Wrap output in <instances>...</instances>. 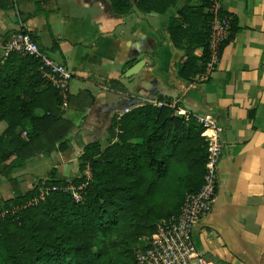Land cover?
I'll return each mask as SVG.
<instances>
[{"label": "trees", "instance_id": "obj_1", "mask_svg": "<svg viewBox=\"0 0 264 264\" xmlns=\"http://www.w3.org/2000/svg\"><path fill=\"white\" fill-rule=\"evenodd\" d=\"M177 1L105 0L119 15L134 8L163 13ZM212 4L213 0H186L168 19L167 37L180 51L176 75L186 81L201 74L210 59ZM13 5L12 0H0V8ZM217 14L230 16V31L218 46L219 55L240 25L237 16L221 6ZM39 65L37 58L18 51L0 54V122H5L0 173L11 168L7 159L19 168L34 155L69 147L72 123L62 115L63 99ZM110 84L123 89L117 79ZM133 100L137 102L128 111L112 115L108 131L113 141L104 147L99 141L83 146L76 175L58 177L53 166L31 190L3 201L0 264H113L108 256L114 240L106 239L113 231L124 244L127 263L133 264L143 245L140 236L150 235L160 218L180 209L187 192L200 188L207 161L203 124L170 96L158 94L159 104ZM36 108L42 112L35 113ZM68 183L82 184L80 199L64 189ZM40 185L49 188L42 196ZM53 185L62 188L51 189Z\"/></svg>", "mask_w": 264, "mask_h": 264}, {"label": "crops", "instance_id": "obj_2", "mask_svg": "<svg viewBox=\"0 0 264 264\" xmlns=\"http://www.w3.org/2000/svg\"><path fill=\"white\" fill-rule=\"evenodd\" d=\"M12 1L13 7L0 8V48L20 21L40 47L72 71L62 104V115L72 123L69 147L34 155L12 175L35 183L55 166L58 177H72L62 166L72 162L76 175L86 143L104 147L113 141L108 128L123 89L113 87L111 79L142 94V100L170 96L187 112L209 114L224 127L215 198L191 229L196 250L213 264H264V0L220 1L240 28L214 70L191 81L176 75L180 51L166 32L170 15L186 0L163 13L134 8L124 15L112 13L105 0ZM139 59L143 64L127 76L126 69ZM44 157L50 162L38 175Z\"/></svg>", "mask_w": 264, "mask_h": 264}, {"label": "built area", "instance_id": "obj_3", "mask_svg": "<svg viewBox=\"0 0 264 264\" xmlns=\"http://www.w3.org/2000/svg\"><path fill=\"white\" fill-rule=\"evenodd\" d=\"M220 1L213 0L210 7L214 13L209 41L211 56L205 65L202 74L204 77L208 76L216 67L219 58L218 46L227 38L230 31V16L220 17L217 14ZM1 49L0 54L3 57L10 51H18L37 58L42 76L58 90L63 99V104L66 102L72 71L64 62L54 59L42 49L38 42L33 39L31 32L24 28L20 21H18V26L9 33L8 38L1 45ZM153 102L161 103L156 100ZM130 107L125 106L118 110V115L128 111ZM186 113L189 112L186 111ZM194 115L205 127L207 140V161L203 182L197 191L186 193L177 212L160 218L156 222L155 230L150 235L140 236L139 239L143 241V245L137 251L133 264H213L196 250L191 237V229L193 224L210 210L215 198L218 160L222 147L221 136L224 127L209 114ZM85 172L88 174V169ZM58 188H62V186H51V189ZM81 188L82 184L68 183L64 185V189L70 191L76 200L80 199ZM48 190L49 188L45 190V193Z\"/></svg>", "mask_w": 264, "mask_h": 264}, {"label": "rangeland", "instance_id": "obj_4", "mask_svg": "<svg viewBox=\"0 0 264 264\" xmlns=\"http://www.w3.org/2000/svg\"><path fill=\"white\" fill-rule=\"evenodd\" d=\"M8 38V37H7ZM6 38V39H7ZM1 49V48H0ZM2 50V49H1ZM0 50V53H1ZM127 87L130 88L131 85L127 84ZM123 88H126V85L123 84ZM132 88V87H131ZM186 111V110H185ZM5 122L1 121L0 122V132H2V129L4 128ZM52 160V159H51ZM6 161L9 162V166H11V168L8 171H4L2 173H0V205L3 203V201L6 198L12 197L13 195L17 194V193H22L28 190H31L34 183L29 181L28 179L24 176L19 177L18 175H12V172L15 171L16 169H20L19 168H14L13 164L15 163V161H11L9 159H7ZM14 162V163H13ZM45 162V163H44ZM46 162H50V159H48V157H44L42 159V161L40 163L38 168H37V174L38 175H44V170L46 169ZM13 167V168H12ZM51 166H47V169H49ZM62 170L66 175H74L75 171H74V165L72 162H69L66 164V166H62ZM76 170V169H75ZM78 172V171H77ZM77 174V173H76ZM47 173L44 175V178H47ZM47 188H45L44 186L40 185L38 187V193L40 194V196H42L43 194H45V190ZM180 190L182 192L185 191L183 186H180ZM39 196V195H38ZM112 233H114L112 235ZM112 233H109L106 236V239L111 243V241L114 240V248L113 253L110 254L111 257L108 256L109 259H111L113 264H120V262L122 261L123 264H128L126 257H124L122 251H123V242H120L119 240H121L120 235L115 234V231H113ZM118 258V260H117ZM104 262L106 263L105 259ZM131 264V263H129Z\"/></svg>", "mask_w": 264, "mask_h": 264}, {"label": "water", "instance_id": "obj_5", "mask_svg": "<svg viewBox=\"0 0 264 264\" xmlns=\"http://www.w3.org/2000/svg\"><path fill=\"white\" fill-rule=\"evenodd\" d=\"M110 11L112 13H115L112 8L110 7ZM143 64V60L139 59L136 62H134L131 66H129L126 69L125 74L127 76L135 73L138 71V69L140 68V66ZM133 97H137V99H142V94L138 93V92H132L127 90V88H123V90L121 91V95H120V106L118 108V110H121L123 107L125 106H130L131 104H134L135 102H137L136 100H133Z\"/></svg>", "mask_w": 264, "mask_h": 264}]
</instances>
